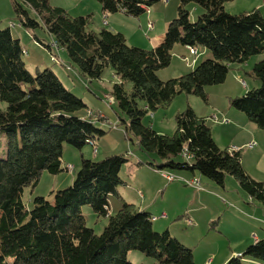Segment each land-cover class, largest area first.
<instances>
[{"label":"trees","instance_id":"obj_1","mask_svg":"<svg viewBox=\"0 0 264 264\" xmlns=\"http://www.w3.org/2000/svg\"><path fill=\"white\" fill-rule=\"evenodd\" d=\"M97 1L102 11L138 16L160 0ZM228 1L232 0H179L177 15L168 23L162 41L145 49L129 45L121 32L88 28L89 16H71L49 0H11L19 24L45 29L81 76L99 79L105 68L112 67L117 81L110 90L111 101L126 116L118 114L125 135L135 137L141 150L159 159L158 165H147L169 173L196 172L221 187L231 175L264 213V184L245 171L239 150L216 144L205 117L187 106L175 114L172 135L160 134L144 122L148 113L165 108L177 94L207 101L205 86L223 83L230 65L244 64L264 52V16L256 9L228 13L224 9ZM191 2L203 9L195 21L186 8ZM36 40L52 49L51 43ZM175 44L203 48L211 56L186 74L161 80L157 71L170 64ZM22 54L19 38L9 28H0V101L5 103L0 109V264H132L127 256L133 250L155 264H197L191 248L168 229L154 228L148 211L119 197L117 188L124 184L119 172L129 160L124 155L99 160L81 156L71 185L54 191L52 200L38 195L32 198L31 208L24 204L23 188L35 187L42 171L67 170L61 162L64 144L82 150L105 131L89 115H79L87 105L56 73L45 68L32 75ZM250 75L259 81L258 87L229 98V105L264 132V59L253 65ZM126 83L131 84L130 90ZM110 194L121 201L113 215L108 212ZM83 205L107 218L101 233L86 225ZM244 258L264 262V238L224 264H243Z\"/></svg>","mask_w":264,"mask_h":264},{"label":"rangeland","instance_id":"obj_2","mask_svg":"<svg viewBox=\"0 0 264 264\" xmlns=\"http://www.w3.org/2000/svg\"><path fill=\"white\" fill-rule=\"evenodd\" d=\"M49 2L52 6H58L66 9L71 16H89L90 21L88 24V28L90 29L96 30L100 27L108 29L106 25H102L103 14L100 12L101 6L97 0H49ZM178 4L179 0H160L155 4L149 6V12L144 11L140 15L135 16L134 19H130V25L134 24V29L135 26L137 27V30L135 29L137 33L135 32V35L130 40H127L128 44L145 49L152 48V40L156 36V34L165 33L168 23L176 17ZM256 4L261 5V7L252 8L253 5ZM224 7L226 11L231 14H238L244 11L249 12L253 9H256L264 16V0H233L226 2V4L224 3ZM186 8L189 11V18L191 21H195L197 19V16L201 12H203L202 7L192 2L188 3L186 5ZM28 11L32 17L39 20L38 15L34 11L29 8ZM149 20L154 24L153 28L151 29L148 27ZM0 28H9L15 38L21 39L20 44L23 48L22 59L26 69L32 75H35L37 71L43 70L45 68H50L61 79L64 86L67 87L72 93H74V95L81 98V100L87 105L88 109L93 111L94 116L88 119L93 120L98 128L105 131V134L103 136L96 137V139H94L95 144L98 148V155L97 151L93 153L96 147L92 144L85 145L82 150H78L70 146L69 144H64L62 150L63 167L65 168L66 165H73L74 170H62L58 174H51L47 171H42L38 183L35 185V187L25 186L23 188L21 198L28 208L32 207V198L34 196H44L46 199L52 200V193L55 191V189H64L72 184V177L80 168L82 153H86L85 155H91L90 158H92L93 156V160H99L108 155H124L129 160L125 164H123L122 169L119 172V176L122 180H126L128 182V166L136 160H140L142 162V164L140 165H144L146 168H149L151 170H153L152 167L147 165L146 163L153 162L155 166L158 165L157 161L159 159L155 154H149L141 150L135 137H132V139L127 138L123 131V124L119 120V115L122 116L121 118H126V116H124V114L119 111L114 101L109 104L108 100L105 98L106 95H110L111 87L113 83L117 81L112 67L109 66L105 68L101 75V78L99 79H88L81 76L76 68L72 64H69V60L67 59L66 54L63 51L56 52L54 50H48L36 40L37 38L44 44L52 43L51 36L45 29H43L42 27H38L35 29H26L19 24V21L16 19V15L13 11L11 0H0ZM34 36H36V38H34ZM199 49L203 50V48ZM171 52L172 57L170 64L157 71V75L161 80H167L179 76L176 74L178 71L181 72L180 75L186 74L191 71V69H193V67L197 63L206 59L205 55L198 53V55L196 54L197 56H191L188 53H184L186 56H183V58H181L178 55L173 54V50ZM257 56L259 55L252 56L249 60V63ZM191 61L195 63L193 67H190L189 65ZM235 66H237V64L230 65V69L224 81L225 83L223 82L221 84L205 86L204 90L207 94V101H204L202 98L193 94L180 93L177 94L165 108H158L155 111L148 113L144 118V122L151 125L155 123L156 129H154L155 131H161L158 132L160 134L172 135L176 129L175 114L184 110L187 106H190L197 114L206 116L207 124L213 126L215 137H217L218 134L221 135V138L219 140L220 147H222V149L229 148L230 150H233V147H236L232 146L234 144H231L230 141V136L233 129L232 127H223V125L228 123V119L224 118L221 112L216 108L213 109L212 105L227 107V105H229V100L227 101V99L221 97V91L229 90L231 91L230 93L240 91V87H243L245 82H250V74L252 72L251 67L248 68L249 73L246 74L244 70L247 69H243L241 72H237L234 70ZM233 76L240 77L235 78ZM130 88L131 84L126 83V89L130 90ZM4 108L5 103L0 101V109ZM89 110L87 111V116L86 109H82L78 113L79 115L88 117ZM97 112H104V121L98 119L99 114ZM241 113L242 115L240 116H245V118L247 119L246 115L243 112ZM225 120H227V122H225ZM115 123H119L116 129H114L113 127ZM250 124H253V126H255V128L259 130V133L264 138V132L259 129L254 123L250 122ZM2 144L3 146L5 144L3 140ZM179 157L181 159H184V157L181 155ZM146 178H150L152 181L157 182V179L154 177L149 176ZM236 182L237 181L233 176L227 175L225 184L228 189H234L236 188V186H238V192H240V196H242L241 198L243 204L247 206L248 202H254L250 200L248 195L242 189H240L239 185H236ZM127 185H129V183ZM118 189L119 191L127 195V197L131 194L130 192H133L132 195L134 197L136 193H138L137 190H135V187L134 191H131V189L125 187V184L119 185ZM145 195L147 197V195L149 194L145 192ZM158 198L161 202L162 207L169 211H172L173 209L178 208L182 205V202H179L181 198V195L179 193L172 194L170 199L168 195H165L164 197L159 195ZM140 199L144 200V203L147 202V198L143 199L142 197ZM169 200L173 202L168 203ZM108 203L109 214L111 215L115 214L121 206L119 197L114 194H110L108 196ZM222 206L223 205L220 204L219 209H221ZM81 210L85 218L86 225L88 227H91L97 234L101 233L107 223V218L98 217L93 212L90 205H83L81 207ZM228 210H230L231 213L226 212L223 216L224 219L228 218L225 222V226L228 229L229 233H231V235L232 233L233 235H236L240 233V231L237 230V226H232L230 221L234 220L241 222L239 218L236 217L237 214L239 216L241 214H239L238 212L236 213L235 208L232 207H228ZM174 222L175 224L173 225V228H170V232L176 233V235H173L178 239H183L184 234H180V229L188 230L189 228L179 220H173L172 223ZM178 223L180 225H178ZM187 243H190V245H197L195 242ZM197 243L198 245L195 250V259L207 261L209 257H212L213 251H222V247L227 244V239L221 238L219 237V235H216L212 236V238H199ZM127 257L128 260L132 262V264H149L148 261L152 260V258L150 259V257H147L141 252L134 250L129 251Z\"/></svg>","mask_w":264,"mask_h":264},{"label":"crops","instance_id":"obj_3","mask_svg":"<svg viewBox=\"0 0 264 264\" xmlns=\"http://www.w3.org/2000/svg\"><path fill=\"white\" fill-rule=\"evenodd\" d=\"M258 7L260 8L261 5L256 4L253 5L252 8H258ZM100 12L103 14L102 23L105 17V20L107 22L106 26L108 27L109 30H112L114 32H121L127 40H130L135 35V32L137 33L136 31L137 27L135 26L136 29L135 30L133 26L134 24L130 25V21H129L130 19H134L135 16L126 15L123 11H117L112 13L108 11H102L101 9ZM102 25L105 26V24ZM163 37H164V33H157L152 40L153 47L158 43H160ZM19 40L21 42L20 38ZM177 45H181V44L174 45L172 49L173 54L178 55L181 58H183V56H186L185 55L186 53L191 55L188 52L186 45H181V46H177ZM198 50H199L198 54L205 55L206 58L210 57V53L208 52V50L206 49L203 50L198 49ZM262 59H264V52L259 54V56L254 58L250 63L248 60L243 65L237 64V66L234 67V70L237 72H241L243 69H247L244 70V72L248 74L249 73L248 68L251 67L252 70L253 65ZM194 64L195 63L192 61L189 63L190 67H193ZM176 74L180 75L181 72L178 71ZM233 77L239 78L240 76H233ZM250 78H251L250 82H245L243 87L242 86L240 87V91H236L233 93H230L231 91L229 90L221 91V97L227 99L228 101L229 98L231 97L242 95L247 90L258 87L259 81H257L251 75ZM212 107L213 109L216 108L218 111L221 112L224 118L228 119V123L223 125V127L224 126L232 127L233 131L230 136V141L231 144H234L232 146H236L233 148H236L240 151L241 162L245 171L253 179L260 181L264 184V138L259 133V130L255 128L253 124L251 125L250 121L246 119L245 116H240L242 115L240 111L232 108L230 105H227V107L212 105ZM87 110H89L88 107L86 109V113ZM91 112L92 115L90 117L94 116L93 111ZM97 113L99 114L98 119L104 121L105 120L104 112L102 113L97 112ZM237 113H241V114H237ZM203 117L206 118V116ZM225 122H227V120H225ZM115 124L113 125L114 129L117 128ZM152 127L153 129L154 128L156 129L155 123L152 125ZM210 129L214 141L220 147L219 140L221 138V135L218 134V136L215 137L214 135L215 131H213L214 130L213 126H210ZM157 132H161V131H157ZM252 141L256 142V146L252 149L247 148L246 145ZM96 151L98 152L97 146H96ZM85 154L86 153H82V156L89 159L93 158V156L92 158H90L91 155H85ZM98 154L99 152L97 153V155ZM139 161L140 160H136L135 162L129 164V166L127 165L128 166L127 175L129 182L123 180L125 187L131 189V191H134V187H135V190H137L138 193H136L134 197L132 195L133 192H130L131 194L128 195L127 197V195L119 191V189L117 188L119 197H121L124 201L133 203L140 209H144L148 211L151 214V216L155 218L153 219L152 223L154 228L158 231L164 229H168L169 231H171L170 228L171 227L173 228V225L175 224V222L172 223L173 220L174 221L179 220L186 227H188L189 228L188 230L180 229L181 230L180 234H184V238L186 239H184L183 237H182L183 239H178L177 237L176 238L181 243L192 249L193 257L197 264H224V262L229 257L235 254L236 255L241 254V252L244 250V248L247 245L254 243L256 240L264 238V213L260 207V204L257 202H248L247 206L243 204L241 198L242 196H240V192H238V188H237L238 186H236V188L234 189H228V187L224 183V186L221 187L215 184L214 182H212L211 180L205 177L203 178L196 172L186 171V170H182V171L170 170V172L173 175H175L176 179L174 181H167V179L162 175L160 171L154 168H152L153 170L146 168L144 165H140L142 163L137 164L139 163ZM61 162H62V158H61ZM145 176L154 177L157 179V182H154L150 178H146ZM193 177L199 178L201 188H196L194 186L188 185L183 181V179L188 180ZM128 183L129 185H127ZM237 183L238 182H236V185H239ZM145 192L149 194L147 195V197L145 195ZM174 193H179L181 195L179 202H182V205L178 208L173 209L172 211H169L164 207H162L158 197L159 195H161L162 197L168 195L170 199L171 195ZM142 197L143 199L147 198L146 203H144V200L140 199ZM171 202L173 201L170 200L168 201V203ZM220 204L223 205L221 209H219ZM228 207L235 208L236 213L238 212L239 214H241L240 216L238 214L237 216L235 215L237 218H239L241 222L234 220L230 221L231 225L237 226V230L240 231V233L236 235H233V233L231 235V233H229L228 229L225 226V222L228 218L224 219L223 216L226 212H230V210H228ZM108 212H109V206H108ZM162 214L164 217H161ZM212 221H216V223L211 226ZM178 225L180 224L178 223ZM171 234L176 235V233H171ZM216 235H219V237L221 238L227 239V244L222 247V251L221 252L213 251L212 257H209L207 261H201L195 259V255H196L195 250L198 245L197 243L198 239L212 238V236H216ZM187 242H195L197 245L195 244L190 245V243ZM148 262L149 264H154L153 259ZM242 262L243 264H264V262L262 261L254 260L251 258H244Z\"/></svg>","mask_w":264,"mask_h":264},{"label":"built area","instance_id":"obj_4","mask_svg":"<svg viewBox=\"0 0 264 264\" xmlns=\"http://www.w3.org/2000/svg\"><path fill=\"white\" fill-rule=\"evenodd\" d=\"M145 11L149 12V8H145ZM103 24H107V22H103ZM148 27L151 29L153 28V22L152 21H149L148 22ZM51 50H56L58 52L59 48L58 47H55L53 43H51ZM187 49H188V52L192 55V56H196V50H198L195 46H191V45H187ZM105 98L108 100V103L111 104L112 101L105 96ZM92 115V112L89 110V116ZM256 146V142L255 141H252L250 143H248L246 145L247 148L249 149H252ZM236 149V148H234ZM183 156L186 158V159H189L188 157L185 156V154L183 153ZM69 167H72V165H69ZM162 173V175L167 179V181H173L176 179L175 175H173L172 173H169L167 171H160ZM183 181L188 184V185H191V186H194L196 188H201L200 187V181L198 179V177H193L191 179H183ZM161 217H164L163 214L161 215ZM190 223V222H189Z\"/></svg>","mask_w":264,"mask_h":264},{"label":"bare ground","instance_id":"obj_5","mask_svg":"<svg viewBox=\"0 0 264 264\" xmlns=\"http://www.w3.org/2000/svg\"><path fill=\"white\" fill-rule=\"evenodd\" d=\"M103 22H106V20H105V17H104V21ZM54 44V43H53ZM54 46L55 47H57V45L56 44H54ZM198 53V50H196V54ZM106 97H108L110 100H112L113 98H112V96L111 95H106ZM92 145L93 146H95V144H94V141H93V143H92ZM96 147V146H95ZM234 150H238V149H234ZM94 152H96V148H95V151ZM186 157H188V158H190V156L189 155H185ZM67 170H72L73 169V166L72 167H69V166H67V168H66ZM159 171H164V170H159ZM152 219H155L154 217H152Z\"/></svg>","mask_w":264,"mask_h":264},{"label":"clouds","instance_id":"obj_6","mask_svg":"<svg viewBox=\"0 0 264 264\" xmlns=\"http://www.w3.org/2000/svg\"><path fill=\"white\" fill-rule=\"evenodd\" d=\"M65 169V168H64Z\"/></svg>","mask_w":264,"mask_h":264}]
</instances>
